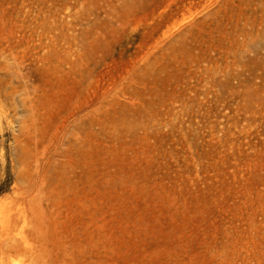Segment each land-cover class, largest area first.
Listing matches in <instances>:
<instances>
[{"label":"rangeland","instance_id":"rangeland-1","mask_svg":"<svg viewBox=\"0 0 264 264\" xmlns=\"http://www.w3.org/2000/svg\"><path fill=\"white\" fill-rule=\"evenodd\" d=\"M4 60L0 264H264V0H0Z\"/></svg>","mask_w":264,"mask_h":264},{"label":"bare ground","instance_id":"bare-ground-1","mask_svg":"<svg viewBox=\"0 0 264 264\" xmlns=\"http://www.w3.org/2000/svg\"><path fill=\"white\" fill-rule=\"evenodd\" d=\"M3 57V56H2ZM6 59V58H5ZM7 67V62H6V60H4L3 61V63H1L0 62V70L1 69H4V68H6ZM1 81H0V105H2L3 106V101H6V104H7V106H6V109L3 107V113H0V117L2 116V115H5L6 117H8L9 115H8V111H10V110H14L13 112H16V116L18 115L17 113H18V111L16 110V107H15V102L16 101H14V97H13V94L14 93H12V92H14L15 91V88L13 89L14 91H12V92H8V91H6L4 88H3V84L1 85ZM29 88H30V86H29V84H25L24 85V89H26V94L27 95H25L24 97H23V99L22 100H20L21 102H22V105H21V108H22V106H23V108H22V111H20L21 112V114L20 115H22V113H29V114H27V116L25 115V117H23L22 119H20L21 121H22V124H21V127H20V131L23 133V134H25L26 133V131H28L29 129H30V123H29V121L30 120H33L32 118H33V113H34V104H33V101L31 100V93H30V91H29ZM30 94V95H29ZM20 102V103H21ZM16 105H17V103H16ZM19 108V107H18ZM5 109V110H4ZM18 110H21V109H18ZM12 113V112H11ZM10 113V114H11ZM23 116H24V114H23ZM84 117V116H83ZM19 133L20 135L19 136H21L22 135V133ZM16 139H19V137L17 138V136H16ZM40 177V178H39ZM36 180H34V179H29L28 180V184L24 187V188H22L21 187V191L19 192L22 196H30L31 195V197H33L34 198V200L37 198L38 199V197H39V194L41 193V191L43 192V188H42V176H39ZM19 187V186H18ZM20 188V187H19ZM42 188V189H41ZM35 192V195H33L32 193H34ZM33 195V196H32ZM42 198V197H41ZM37 201V200H36ZM39 201H37V203H38ZM33 204V203H32ZM38 205V204H37ZM2 206V205H1ZM41 206V205H40ZM34 207V206H33Z\"/></svg>","mask_w":264,"mask_h":264}]
</instances>
